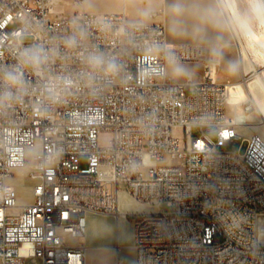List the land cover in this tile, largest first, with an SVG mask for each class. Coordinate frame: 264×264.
<instances>
[{"label":"built area","instance_id":"2783aa9c","mask_svg":"<svg viewBox=\"0 0 264 264\" xmlns=\"http://www.w3.org/2000/svg\"><path fill=\"white\" fill-rule=\"evenodd\" d=\"M86 6L0 0L1 264H86L87 217L120 216L121 185L151 208L125 214L135 264H264V135L229 112L221 47L170 43L159 12ZM195 64L199 79L169 73ZM239 140L244 153L221 149ZM15 170L35 183L29 204Z\"/></svg>","mask_w":264,"mask_h":264},{"label":"crops","instance_id":"0c3cea01","mask_svg":"<svg viewBox=\"0 0 264 264\" xmlns=\"http://www.w3.org/2000/svg\"><path fill=\"white\" fill-rule=\"evenodd\" d=\"M89 1L87 0L86 6L89 13L125 12L132 19H148L151 13L159 12L161 14L159 19L167 29V39L173 44L211 43L222 47L231 43L227 22L220 11L217 0H96L92 3ZM100 217L99 215L87 217L86 239L88 236L99 237L106 233L108 228L99 226L98 218ZM128 226L126 228L120 227L118 230L111 228L113 234L108 238H113L115 242L113 246L115 257L112 260L93 250V246L84 242L88 246L86 264H116L117 257L120 258L121 256V251L126 254L129 250L134 249L133 233L130 231V227L128 230ZM122 240H126L128 244L121 245ZM100 248L105 247L101 246ZM135 259L136 254L134 264ZM28 263L40 264L38 260L34 259L28 260Z\"/></svg>","mask_w":264,"mask_h":264},{"label":"rangeland","instance_id":"374dc122","mask_svg":"<svg viewBox=\"0 0 264 264\" xmlns=\"http://www.w3.org/2000/svg\"><path fill=\"white\" fill-rule=\"evenodd\" d=\"M96 0H90L89 3L95 2ZM228 5L235 6V12L238 13L239 18L242 20L245 17L251 18V27L256 33H263L264 27H261L254 18H252L251 8L253 1L252 0H226ZM251 6V7H250ZM64 5H59L58 9H63ZM69 11L72 10L71 5L67 8ZM234 14V13H233ZM241 16V17H240ZM231 36V34H230ZM23 40H29V38H24ZM173 44V43H172ZM221 47V46H220ZM221 53V66L218 68L217 76L220 81L227 82L231 81L233 83L234 91L230 96L229 100V112L233 110V106L231 108V102H234L237 104V112L238 115L240 112H242V115H251L250 120L254 123H257L260 121L261 117L259 113L257 112L255 104L251 101L247 89L245 85L242 83L244 78H250L251 75L247 74L244 75L243 73V66H242V60L239 54V50L237 45L232 41L231 37V43L227 46H222L220 48ZM169 73L171 75H175L178 80H182L185 75L187 74H194L196 79H199L203 73V69L200 65H172L169 67ZM178 73H181L179 75ZM252 77V76H251ZM248 100V101H247ZM251 101V103H248V109H242L241 104L247 103ZM232 109V110H231ZM232 113V112H231ZM263 128H256V127H248L246 129H241V132L244 133L248 138L251 135L254 134H263L262 131H264ZM192 134L195 137H198L201 135V131L198 128H194ZM179 135L182 136V133L179 132ZM209 136L212 139H215L214 133H209ZM248 147V141H237L234 145H229L226 147L221 148L222 150H229L234 152H240L244 153L247 150ZM31 154V153H30ZM176 163V161H175ZM86 162L85 160L82 161V166L85 167ZM11 184H13L17 191H18V203L19 204H29L33 201V187L35 183L29 178L27 172L25 170H15L13 173V176L11 177L10 181ZM120 189L122 190V195H120V207L121 209L125 211H136L139 209H143L144 207L141 205V203L134 201L132 197H130L125 192V186L121 185ZM137 205H136V204ZM163 209H166V206H162ZM144 210V209H143ZM99 216H106L109 221H114L116 216H107V215H99ZM131 220V219H130ZM130 220H124L128 226V230L130 227V231L133 233V226L130 222ZM110 229V230H109ZM106 233L103 234V236H88L83 239V242H85L87 245L93 246V250L98 251L103 254V256L113 259L115 257V250L113 246L115 245L113 238H108L113 234V231H111V228L108 227L106 229ZM127 230V231H128ZM129 231V232H130ZM107 237V238H106ZM77 242V241H75ZM128 243L126 240L121 241V245H127ZM130 244V243H129ZM101 246L105 248H100ZM134 258H135V252L134 249L129 250L126 254L121 251V256L118 259L120 263L122 264H134ZM29 264V263H28Z\"/></svg>","mask_w":264,"mask_h":264},{"label":"bare ground","instance_id":"6f19581e","mask_svg":"<svg viewBox=\"0 0 264 264\" xmlns=\"http://www.w3.org/2000/svg\"><path fill=\"white\" fill-rule=\"evenodd\" d=\"M252 1L255 2V0ZM217 3L219 5L221 13L224 15V18L226 19L228 30L232 37V41L238 47L239 54L242 60L243 73L244 75L249 74L252 76V77L250 76V78L248 79L244 78L242 83L245 85L248 95L251 101L255 104L257 112L259 113L261 119L259 122L254 123L250 120L251 115H242L241 114L242 112H240L238 115L237 112L238 106L234 102H231V108L233 106V110L231 109L232 113L231 112L230 113L234 117L235 123L238 125L239 129H246L249 126L256 127L259 129L260 128L264 129V32L256 33L254 32L251 26H250V30H246L241 25L242 19L239 18L238 13L235 12L234 5L232 6L228 5L226 0H217ZM262 132L264 135V131ZM141 205L144 207L143 208L144 210L142 209L139 211L151 210L149 206L143 203H141ZM119 213H120V217L119 218L115 217L114 221H109L108 218H106V216H101L100 218H98L99 226L101 228L110 227L117 230L120 227L126 228L127 225L124 219H126L125 214L127 213V211H122L120 207ZM107 216L114 217V215H107ZM258 235L261 240H264V216L260 218L258 223ZM133 243H134V231H133ZM118 259L119 257H117L116 264H119Z\"/></svg>","mask_w":264,"mask_h":264},{"label":"clouds","instance_id":"9594fccd","mask_svg":"<svg viewBox=\"0 0 264 264\" xmlns=\"http://www.w3.org/2000/svg\"><path fill=\"white\" fill-rule=\"evenodd\" d=\"M252 18L261 26L264 27V0H255L251 8ZM242 27L250 30L251 18L245 17L241 21Z\"/></svg>","mask_w":264,"mask_h":264},{"label":"water","instance_id":"95a60500","mask_svg":"<svg viewBox=\"0 0 264 264\" xmlns=\"http://www.w3.org/2000/svg\"><path fill=\"white\" fill-rule=\"evenodd\" d=\"M117 218H119L120 216L119 215H116Z\"/></svg>","mask_w":264,"mask_h":264}]
</instances>
